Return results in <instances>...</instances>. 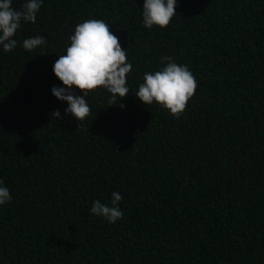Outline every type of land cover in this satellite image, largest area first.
<instances>
[{
    "label": "trees",
    "instance_id": "16d2710c",
    "mask_svg": "<svg viewBox=\"0 0 264 264\" xmlns=\"http://www.w3.org/2000/svg\"><path fill=\"white\" fill-rule=\"evenodd\" d=\"M143 2L44 0L0 50V179L13 197L0 207V264H264V0H178L152 30ZM86 19L110 25L133 69L126 97H87L81 125L51 88ZM34 35L47 43L28 52ZM163 56L198 82L179 116L135 96ZM113 192L124 215L109 224L90 208Z\"/></svg>",
    "mask_w": 264,
    "mask_h": 264
},
{
    "label": "clouds",
    "instance_id": "9594fccd",
    "mask_svg": "<svg viewBox=\"0 0 264 264\" xmlns=\"http://www.w3.org/2000/svg\"><path fill=\"white\" fill-rule=\"evenodd\" d=\"M12 3L13 0H0V50L5 53L20 43L15 36L22 23H36L44 0H25L21 9L12 7ZM177 6L178 0H144L141 10L143 27L148 30L155 26L166 28L177 14ZM68 39L65 54L59 55L52 69L62 86H53L51 92L59 101L67 103L63 115L82 125L91 111L87 97L94 90L107 91L112 101L130 93L128 78L133 64L128 60L127 49H122L119 37L102 19H86L77 24ZM46 43L45 37L34 35L24 39L22 47L31 52ZM159 63L158 70L143 73L135 96L146 106L156 104L171 115L179 116L193 97L198 82L189 67L179 64L175 57L163 56ZM52 114L56 119H63L59 110ZM12 199L10 189L0 179V207ZM122 199L120 193L113 192L110 205L95 200L90 214L115 224L124 215L119 207Z\"/></svg>",
    "mask_w": 264,
    "mask_h": 264
}]
</instances>
